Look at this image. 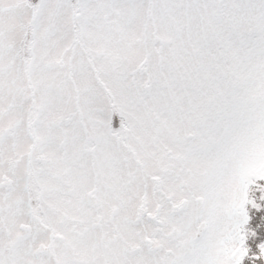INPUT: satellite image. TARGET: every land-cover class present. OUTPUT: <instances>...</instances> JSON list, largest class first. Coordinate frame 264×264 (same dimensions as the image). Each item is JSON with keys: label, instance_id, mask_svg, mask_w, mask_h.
I'll return each mask as SVG.
<instances>
[{"label": "snow or ice", "instance_id": "1", "mask_svg": "<svg viewBox=\"0 0 264 264\" xmlns=\"http://www.w3.org/2000/svg\"><path fill=\"white\" fill-rule=\"evenodd\" d=\"M0 264H264V0H0Z\"/></svg>", "mask_w": 264, "mask_h": 264}]
</instances>
